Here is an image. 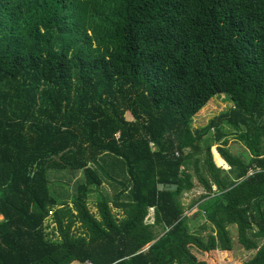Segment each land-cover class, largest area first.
Listing matches in <instances>:
<instances>
[{"label": "trees", "instance_id": "1", "mask_svg": "<svg viewBox=\"0 0 264 264\" xmlns=\"http://www.w3.org/2000/svg\"><path fill=\"white\" fill-rule=\"evenodd\" d=\"M219 94L233 108L193 127ZM51 169L83 173L72 206ZM100 172L121 217L89 210ZM194 177L206 239L180 201ZM0 215V264H211L232 225L264 264V0H0Z\"/></svg>", "mask_w": 264, "mask_h": 264}, {"label": "rangeland", "instance_id": "2", "mask_svg": "<svg viewBox=\"0 0 264 264\" xmlns=\"http://www.w3.org/2000/svg\"><path fill=\"white\" fill-rule=\"evenodd\" d=\"M233 108L232 102L229 100V98L225 94H219L214 96L210 101H208L205 106L200 109V111L193 117L192 120V126L193 127H204L207 125L208 121L220 114L226 113L229 110ZM223 131L225 133H229L233 131V129L224 126ZM206 143L211 145V153L213 156V161L215 165L224 170L226 173H230V167L227 166V163L222 160L220 155L217 152V142L215 140V134L213 131L207 136ZM205 143H202V146H204ZM228 148L229 151L237 155L244 160H248L249 153L246 151L243 144L239 141H236L233 138L228 139ZM109 162H103L101 163V166L104 167V169L108 172L109 168H107ZM102 175V178L104 179L103 172H100ZM115 179L120 176L113 175ZM47 178H48V184L50 191L52 195L58 199V201H66L69 203L70 206H72L71 199L76 195L77 193V186L80 182L83 181V173L81 171L78 172H70L68 170H55L51 169L47 172ZM194 188L188 192H185L181 197L180 201L182 203V206L184 208V215L188 217V224L189 229L191 232L196 233L198 235H201L203 238H207L209 234L213 232L212 225L206 220L205 218V212L204 207L211 196H208L204 190V188L201 186V184L198 182L197 178L194 177ZM122 189L121 186H119L115 181H108L106 178L104 179V183L99 188H93V193L90 195L88 199V207L91 213H93L97 218L98 211L96 208V204L100 197H104L107 200L110 201V206L112 207L113 213L121 217V213L117 211L113 207V200L115 195L119 192V190ZM212 190H216V187L213 186ZM55 209H53L54 211ZM52 215H50V221L47 222V224L51 223ZM3 219V217H0V220ZM147 223L153 222V211L150 209L147 219ZM78 226V225H77ZM49 230L55 229L54 224H50ZM230 237L232 239V253L229 257H227L225 254H223L220 251H217L218 261L216 263L211 264H242L243 262H246L250 260L253 255L255 254L254 250L247 251L245 250L237 240V227L234 225L228 227ZM79 232V230H77ZM161 230L158 229V233L161 234ZM200 256V255H199ZM200 260H207V257L200 256ZM202 260V261H203ZM77 264V263H74ZM208 264V263H206Z\"/></svg>", "mask_w": 264, "mask_h": 264}, {"label": "built area", "instance_id": "3", "mask_svg": "<svg viewBox=\"0 0 264 264\" xmlns=\"http://www.w3.org/2000/svg\"><path fill=\"white\" fill-rule=\"evenodd\" d=\"M50 215H51V212H50ZM0 217H1V215H0ZM86 264H93V263L91 261H87Z\"/></svg>", "mask_w": 264, "mask_h": 264}, {"label": "crops", "instance_id": "4", "mask_svg": "<svg viewBox=\"0 0 264 264\" xmlns=\"http://www.w3.org/2000/svg\"><path fill=\"white\" fill-rule=\"evenodd\" d=\"M228 166V165H227ZM229 167V166H228ZM152 210V209H151ZM153 211V210H152Z\"/></svg>", "mask_w": 264, "mask_h": 264}]
</instances>
